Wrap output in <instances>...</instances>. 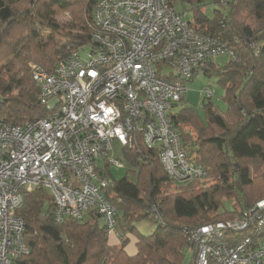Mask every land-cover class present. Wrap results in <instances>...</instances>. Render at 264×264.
Masks as SVG:
<instances>
[{
    "label": "trees",
    "instance_id": "16d2710c",
    "mask_svg": "<svg viewBox=\"0 0 264 264\" xmlns=\"http://www.w3.org/2000/svg\"><path fill=\"white\" fill-rule=\"evenodd\" d=\"M95 2L0 0L2 122L23 125L49 115L29 64L52 69L72 50L92 43ZM167 2L175 8L187 5L197 32L218 37L233 50L223 67L207 60L190 78L199 71L215 75L224 90L225 109L204 97L209 99L202 100L204 118L184 104L171 115L187 157L203 165L205 177L186 185L168 178L157 150L147 148L140 132L133 131V147L122 149L130 168L119 179L106 172L110 182L105 195L121 229L135 235L136 252H126L128 238L120 246L109 244L95 209L81 220L56 223L52 195L38 188L22 191L17 214L25 223L23 240L29 251L12 264H181L185 228L234 219L264 199V0ZM209 6L210 15L205 11ZM61 13L69 15V25L56 22ZM170 183L174 190L166 192ZM224 202H230V208ZM141 220L156 223V229L140 234L133 223Z\"/></svg>",
    "mask_w": 264,
    "mask_h": 264
},
{
    "label": "built area",
    "instance_id": "2783aa9c",
    "mask_svg": "<svg viewBox=\"0 0 264 264\" xmlns=\"http://www.w3.org/2000/svg\"><path fill=\"white\" fill-rule=\"evenodd\" d=\"M93 21L92 43L52 69L29 64L49 115L16 126L0 120V264L29 251L17 214L22 191L50 190L56 223L95 209L118 235L106 172L122 163L109 151L114 141L133 147V131L157 150L168 178L186 183L206 175L187 157L171 115L184 104L194 69L232 56V48L197 32L167 0H96ZM263 230L264 199L234 219L187 227L191 264H264Z\"/></svg>",
    "mask_w": 264,
    "mask_h": 264
},
{
    "label": "rangeland",
    "instance_id": "374dc122",
    "mask_svg": "<svg viewBox=\"0 0 264 264\" xmlns=\"http://www.w3.org/2000/svg\"><path fill=\"white\" fill-rule=\"evenodd\" d=\"M178 12H186L187 18H191V14L188 11L187 5L182 7H176L175 8ZM213 9V6H209L205 9L206 13L208 15L211 14ZM69 15L67 13H61L59 14L55 19L56 22L59 24H65L69 25ZM84 57L85 55L82 54ZM230 56L228 55H219L214 57L211 61L214 64L215 67H223L228 61ZM187 91L184 95V105L188 107H192L195 109V111L204 118V107H203V101L208 102L209 99H204L203 90L205 88H210L214 94L211 97V101L213 104L218 107L220 110L225 109V103L223 101V87L218 82L217 77L215 75H205L202 71H199L196 73L192 79H189L185 82ZM185 129L190 130L193 135H195L194 131L186 126ZM123 146L120 145L118 142L114 141L112 143V148L109 151V155L118 159L122 163V167L120 168H111V173L113 174L115 179H119L124 176L127 169L130 167L128 166L127 162L123 159V153H122ZM131 176V175H130ZM111 179V178H110ZM131 180H134L133 177H130ZM188 182L184 183V185L188 184ZM198 186V185H197ZM175 184L170 183V185L167 186L166 192H172L174 190ZM50 193V190H48ZM224 205L226 208H230V202H224ZM85 216V214H84ZM133 226L136 227L137 231L140 234L148 235L151 234L155 229L157 224L153 223L150 220H141L138 222L133 223ZM116 230L119 232L120 237L116 235L115 231H111L108 234V242L111 245H117L120 246L122 244V241L124 238H128V241L125 243L124 248L128 254H134L136 252V246H135V235L128 232L127 230L124 231L121 229L119 223H117ZM191 254L187 252V250L184 253V258L181 264H190L191 262Z\"/></svg>",
    "mask_w": 264,
    "mask_h": 264
}]
</instances>
